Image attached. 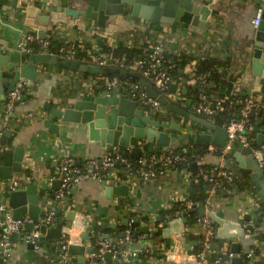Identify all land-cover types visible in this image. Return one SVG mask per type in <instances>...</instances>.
Wrapping results in <instances>:
<instances>
[{"label": "crops", "instance_id": "1", "mask_svg": "<svg viewBox=\"0 0 264 264\" xmlns=\"http://www.w3.org/2000/svg\"><path fill=\"white\" fill-rule=\"evenodd\" d=\"M28 1L29 4L48 12L62 11V5L65 1L72 2V0H51L52 3L46 6V4L42 5L38 2L31 3L32 1ZM202 1L212 10V14L206 22L209 25L208 29L202 30L181 24L150 26L145 22L141 24L125 22L118 24L116 22L115 31L112 34H107L104 29L89 30L88 32L78 31L73 27V23H69L66 26L56 27L54 33H47V39L52 38V41L60 46L79 40L82 45L79 52H83L84 57L90 52H100L101 45L107 48L124 45L130 50L140 51L141 53L143 50H150L151 47L159 46L165 49L169 56L180 57L185 62L183 70L180 71L182 74L180 75L179 72V77L175 82L177 91L187 96L186 98L190 101H193L191 96L194 95V89L196 88L192 79V68L195 72L198 63L202 60L226 63L225 66L218 68V71L223 77L232 79V96L245 94V97H257L258 93L253 92L255 78L246 57L249 40L256 29L252 25V20L257 6L249 0ZM23 21L22 14L12 8L11 0H9L6 7H0V53L5 54L16 50V42L23 34L35 33L33 29L26 27ZM99 78L66 72L54 66L39 65L36 80H23L25 81V87L21 95V101L14 105L7 121L2 116L6 98L0 97L2 140L8 143L9 150L13 147L24 150L22 171L13 173L11 180L0 181H18L22 184L21 190L29 185H36L38 189H46L45 192H40V205L43 206L46 202V196H56L58 194L59 190L54 189V182L57 181L55 179L57 164L61 157L74 158L76 168L82 170L87 161L101 159L111 154V152L105 151L99 143L89 141L87 133L80 125L58 122V134H51L44 127V122L51 117L50 113H46L45 107L50 105L54 110L85 96H87L85 99H90L99 95L101 91L105 90L98 83ZM183 80H185V84L184 82L182 84ZM135 81L136 83L131 82L130 84L137 85L139 89L145 90L137 79ZM122 83H129V81L125 80ZM119 93L125 94L128 98L131 96L126 86L119 88ZM146 113H148V110H146ZM168 116L170 122L175 121L182 128L179 132L166 131L170 136H175L177 140L163 152L174 149L184 153H194V155L203 158L205 166L212 168L217 165V154L207 152V145L198 143L195 140L194 133L201 128L188 121V123H182L181 117L179 118L171 112ZM185 126H189V128L185 130ZM259 127L264 134L263 126ZM5 131H10L11 136L9 138L4 137ZM154 149L155 151L158 150V148ZM238 151L237 147L234 146L228 154V159L224 161L225 168L233 174L230 179L232 184L230 190L224 191L223 188H217L211 195L210 205H206L205 209L206 213L211 212L221 223L236 224L238 221H242L244 217H248L247 221H244L240 226L244 230L252 223L254 217L261 213V210L250 179L243 174L234 158ZM152 155L156 156L157 154L155 152L152 154L147 153L144 156L150 157ZM127 159L132 158L128 156ZM112 172L113 170L108 171L109 174H112ZM196 178L197 171L190 169V165L181 172L164 171L161 175L157 174L150 179H144L137 175L133 179V184L128 185L129 193L126 197L107 196L106 188L117 186L118 182L110 181L102 184L94 180L83 181L71 189L75 191L74 195H70L69 192L68 195L64 196L69 197L67 212L70 211L75 214L72 223L64 220L67 215L64 210V201L48 200L46 207L50 206L54 210H62L61 215L56 218L58 222H66L64 235L69 233L73 239H79V243L82 245L89 246L91 242L98 241V237H104L119 250L135 249L151 252L150 255L141 258L140 263L135 264H149V262L153 264L155 257L160 255L164 257L163 252L159 253V249L163 247L166 251V257L170 261L169 264H199L196 254L200 248L199 241L203 231V219L205 218L207 224L212 226L213 229L218 227L211 218L207 216L198 218L199 211L196 208L191 210L192 213L184 216L187 223L184 225L180 253H175L172 246H165L161 230L162 224L154 223L150 225L149 223L157 217L167 218L168 215H172L181 209L188 200L194 202L195 206L204 202L208 188L205 189L202 198L201 190L196 187L198 182ZM3 201L7 204V197ZM82 216L88 217L91 223L106 224L107 227L103 229L100 226L83 228L80 225ZM135 217L140 218V223H132L134 228H132L131 242L124 243V236L121 237V235H124L127 227H124L122 222L124 220L131 221ZM24 219L28 218L25 216ZM262 224L264 223L262 222L260 225ZM1 225L2 221L0 219V234L2 232ZM35 225L39 224L34 223ZM72 225H79V229L67 231ZM140 227L148 228L149 233L139 234ZM80 228L88 230L92 237L87 241H81L80 235L83 231ZM26 232L24 229L22 234L13 237V248L10 257L8 260H4L3 264H81L76 257H71V261L67 263L63 262L59 257L58 250L55 248V240H43L37 249L29 250L27 244L23 242V235ZM232 243L238 246L239 253H229L230 246L225 245L221 257L230 254L233 257L243 256L247 262L249 261L248 256L251 255L250 259L254 264H264V237L257 234L254 229L250 232L246 231L245 236L232 240ZM44 247L47 249H44ZM84 258L86 259L85 264H91V255H84ZM217 262L212 261L211 252L209 251L206 255L205 264H217ZM107 263L114 264L113 260H106Z\"/></svg>", "mask_w": 264, "mask_h": 264}, {"label": "water", "instance_id": "2", "mask_svg": "<svg viewBox=\"0 0 264 264\" xmlns=\"http://www.w3.org/2000/svg\"><path fill=\"white\" fill-rule=\"evenodd\" d=\"M8 3L9 0H0V7H6ZM11 3L12 8L24 17V25L33 29L37 39L41 41L47 38V33H54L56 27L66 26L69 23H73V27L78 31L88 32L89 30L104 29L107 34H112L115 31L116 22L118 24L123 22L141 24L145 22L150 26L181 24L203 30L208 29L209 25L206 22L212 14L211 8L204 4L202 0H72L71 3L65 1L62 5L63 10L59 12L41 10L39 7L29 4L27 0H11ZM254 4L262 8V14L259 25L249 40L246 57L255 78L253 92L259 93L264 82V0H255ZM39 65L54 66L66 72L93 77L104 78L114 75L133 77L145 88L148 96L156 100L162 107L201 128L194 133L196 142L206 145L213 144L219 148L224 145L226 132L223 128H217L213 123L169 102L162 94L155 91L136 75L116 68L98 67L78 61L63 60L52 54H27L18 50H12L5 54L0 53V97L6 98V94L13 92L16 84L22 80H36ZM183 82L185 84V80L182 81V84ZM210 87H213L212 83H210ZM119 88L121 86L113 87L110 91L103 90L99 95L90 99H85L87 98L85 96L54 110L48 105L45 109L46 113L51 114V117L44 122V127L49 133L58 134V122L80 125L87 133L89 141L99 143L107 152H114L116 149L117 153L121 154L124 159H127L128 156L132 159H139L147 153L152 154L154 152L159 155L176 142L177 138L170 136L166 131L179 132L182 128L181 125L175 121L165 122L152 117L151 111L146 113L145 108L140 106L138 102L128 98L125 94L119 93ZM176 90V85L170 87L171 92ZM242 96H245V94H242ZM261 124H264V121H261ZM254 132L256 134L255 145L260 147L264 144V134L259 125H255ZM10 136V131L4 132V137L9 138ZM154 148H158V150L155 151ZM237 149L239 151L234 155V158L243 174L251 181L259 201L258 206L261 213L256 215L252 223L243 230L240 226L244 221H247L248 217H244L242 221H238L236 224L221 223L211 212L206 213L204 202L195 206L199 211L198 218L207 216L218 226L216 229L214 228L209 243V251L213 262L219 261L225 245L230 246L229 253L238 254V246L232 243V240L245 236L246 231L250 232L262 222L264 223V171L259 166L251 148L237 147ZM0 155V180H11L13 173L22 171L24 150L19 147H13L9 150L8 143L1 139ZM227 159L228 155L225 157V160ZM190 169L195 171V164H190ZM60 184L59 181L54 182L56 191L60 189ZM45 190L43 188L38 189L36 185H29L24 190L10 192L6 196L13 219L23 220L26 216L31 221L25 226V231L31 232L34 223L40 225L37 246H40L43 240L53 241L64 237L63 232L66 222H58L56 218L61 215L62 210L53 209V215L49 219L50 225L41 224V221L45 220L49 214L48 208L50 206L46 207V202L48 200H62L65 203L64 210L67 212L69 208V197L58 199L54 195L46 196V202L41 206L40 197ZM74 193V190L70 191V195H74ZM128 193V185L122 184L106 188L107 196L126 197ZM74 217L75 214L69 211L64 220L72 223ZM129 222V220H124L122 225L128 227ZM132 223L139 224L140 218L135 217ZM149 223L150 225L154 223L162 224L161 230L165 246H172L175 253H180L184 225L187 223L186 218L170 220L169 218L157 217ZM80 225L92 228L100 226L102 229L107 227L106 224L91 223L86 216L81 217ZM138 233L147 234L149 229L140 227ZM123 236L121 235V237ZM90 237L92 236L88 231H83L80 240L87 241ZM98 239L103 240L104 237H98ZM27 247L29 250L34 249L31 244H27ZM44 249L47 248L44 247ZM95 250L94 242H91L89 246L80 243L71 244L66 252L68 256L76 257L79 263L85 264L84 255L94 254ZM104 259L112 261L109 253L104 255ZM3 262L4 260L1 258L0 264H3ZM118 264L135 263L122 261ZM227 264H246V261L243 256L233 257L227 259Z\"/></svg>", "mask_w": 264, "mask_h": 264}, {"label": "built area", "instance_id": "3", "mask_svg": "<svg viewBox=\"0 0 264 264\" xmlns=\"http://www.w3.org/2000/svg\"><path fill=\"white\" fill-rule=\"evenodd\" d=\"M28 1V0H27ZM33 2H38L42 5H50L51 0H30ZM254 2L255 0H249ZM28 3H30L28 1ZM41 5V6H42ZM262 14V8L257 7L255 16L252 20V25L256 28L259 25L260 17ZM35 34V33H34ZM34 34H23L16 42V50L19 52L32 54V49L30 44H37L38 54H52L56 55L59 59L76 61L79 49L82 48L79 40H74L73 42L62 44L57 50L56 54L49 51L50 42L49 39L43 41L38 40ZM168 53L165 49L154 46L150 50H143L142 55L133 60H127L125 56H112L109 54H101L99 51L90 52L83 62L85 64L95 65L98 67H108L116 68L129 72L134 75H138L146 83H148L155 91L162 94L169 102L177 105L183 110L189 111L191 114L205 119L212 123L210 120L217 112L224 110L223 104L226 102V97L215 99L211 98L207 94L206 89L208 83L204 77L197 76L192 68V79L194 84L200 89V93L196 99L193 101L188 100L184 95L179 93L177 90L175 92L170 91L172 85H176L175 78V64L172 60L166 58ZM79 62V61H78ZM101 87L105 90L110 91L113 87L126 86L130 99L138 102L140 106L144 107L145 110L151 111L152 117L161 119L165 122H169V111L162 107L156 100L148 96L146 90L139 89L137 85L130 83H122L116 77H104L99 78ZM125 84V85H124ZM264 85L262 84V87ZM25 81H20L16 84L14 91L8 93L4 103V111L2 116L5 121H7L9 115L11 114L14 105L21 101V95L24 91ZM257 95V97H244V98H233L228 101V107L234 109L238 116L232 118L228 121L226 126L223 128L226 132V139L223 147L219 148L215 145H207L206 151L209 153L217 154V165L212 168H206L203 158L197 157L189 165L195 164L197 176L205 183L212 184V187L207 189V197L204 201L205 206H209L211 203V195L215 192V183L218 180L226 179L230 182L232 178V173L225 168L224 161L225 157L232 151L233 147L239 148H251L254 157L257 159L259 166L264 169V144L260 147H254L256 139L252 137L254 132L253 125L249 124V118L251 115L255 114L258 110L264 112V93ZM180 118V117H179ZM182 123H186L187 120L183 119ZM264 121V113L262 115V120ZM188 123V122H187ZM264 126V124H262ZM182 127V126H181ZM188 126H185L187 130ZM264 128V127H263ZM263 132V131H262ZM255 133V132H254ZM3 137V128L0 127V140ZM169 151V150H168ZM184 153V152H182ZM187 163V159L182 155H175L172 152H162L156 156H144L140 157L137 161V169L133 171L134 165L128 159L122 158L121 154L117 153L116 150L111 152L101 159H91L85 163L82 170L76 168L75 159L72 157L63 156L59 159L57 164L56 180L59 181L60 189L56 198L61 199L62 197L69 194L71 189L79 185L83 181L94 180L102 184L113 181L118 182V185L126 184L132 185L135 176L143 177L144 179H150L155 177L157 174L161 175L164 171H174L176 165H184ZM187 164V165H188ZM112 169V174L108 171ZM115 180V181H114ZM22 189V184L18 181H0V219L2 221V232L0 234V252L1 258L3 260H8L13 248V237L23 233L25 226L31 222L28 219L15 220L12 216V211L5 203V197L14 191ZM224 191H226L224 189ZM228 191V190H227ZM3 198V199H2ZM195 208V203L188 200L178 211L174 212L172 215H168L167 218L170 220H180L184 218L191 210ZM49 214L45 220L41 221L43 225H50L49 219L53 215V209L48 208ZM132 220L129 222V226L124 231V243H130L132 238L131 226ZM40 225H35L31 232H26L23 235V242L25 244H31L35 249L38 248L36 242L38 241V229ZM203 231L200 235V251L196 254V258L199 264L206 263V255L209 253V243L213 236L214 229L212 226L207 224V220L204 218L202 223ZM84 228V227H83ZM80 228L82 231H88ZM71 229H79V225H72L67 231ZM254 231L259 235H264V224L259 225ZM55 248L59 252V257L63 262L71 261V257L67 255V248L71 244H79V239L75 240L71 237L69 233L65 234L60 240H55ZM96 247L95 253L91 254V264H106L104 255L109 253L111 255V260L114 264L125 261L130 263H140L141 258L150 255V251L146 250H119L112 246L108 240L105 238L103 240H98L94 242ZM164 248V247H163ZM159 249V253L163 252L162 255L155 257L153 264H169L170 261L166 257V251L164 249ZM158 251V250H157ZM225 255V254H224ZM159 257V258H158ZM227 257V258H226ZM233 256L227 255L221 257L217 264H227V259ZM251 255L248 256L246 264H254ZM151 262H149L150 264Z\"/></svg>", "mask_w": 264, "mask_h": 264}, {"label": "trees", "instance_id": "4", "mask_svg": "<svg viewBox=\"0 0 264 264\" xmlns=\"http://www.w3.org/2000/svg\"><path fill=\"white\" fill-rule=\"evenodd\" d=\"M49 41H51L50 46H49V51L53 54H56L60 45L57 43H54L52 41V38L49 39ZM30 46H31L33 53L38 52L39 47L37 46L36 42L31 43ZM100 53L101 54H109L112 56H125L127 58V60H133V59H136L142 55V53L140 51L130 50V49L126 48L124 45H118L117 47H114V48H107L106 46L101 45ZM165 57L174 62V64H175V69H174L175 78L177 79L179 77V72L182 71L184 66H185V62L180 57L174 58V57L169 56V55L165 56ZM83 58L85 59L83 52H78L77 57H76V61L83 62ZM225 65H226V63L216 62L213 60H202L198 63V65L195 69V74L197 76L204 77L206 79V81L208 83V87L206 89V92L208 95L211 96V98L220 99V98L226 97V99H227L226 102L223 104L224 110L217 112L213 117L210 118L212 123L217 128H224L229 120H231L234 117L236 118L238 116L237 112L234 109L228 107V101L233 99V98H244L245 97V96H232V94H231L232 79L223 77L218 71V68H221ZM112 77L118 78L119 81H121V82L127 80V82L129 81V83H131V82L136 83L135 78L130 77V76H118V75L110 76V78H112ZM210 83L213 84V87H210ZM194 91H195L194 95L191 96V98L193 100L196 99L200 93V89L197 85H196V88L194 89ZM261 93H264V86L262 87ZM258 94H260V93H258ZM185 97H187V96H185ZM263 113L264 112L260 109L257 112H255V114L251 115V117L249 118V124H251L253 126H255V125L263 126L261 124ZM252 137L256 139V134L254 132L252 134ZM198 146H200V145H198ZM253 146L256 147L255 143H253ZM167 152H172L175 155H182L187 159L186 164L175 166L174 171H178V172H181L183 169L188 167L189 166L188 163L192 162L195 158L198 157V156L194 155V153H182L179 150H174V149L173 150L169 149V151H167ZM128 160L130 162H132L134 165L133 171L136 170L137 169L136 163H137L138 159H128ZM206 168H209V167H206ZM263 171H264V169H263ZM196 179L198 180L196 187L199 190H201V192H202L201 196L203 198V194H205V189L212 187V184L205 183L200 178H198V176ZM231 185H232L231 182H228L226 179L218 180L215 183L216 189L217 188L218 189L223 188L225 190H230ZM132 228H134L133 224L131 226V230H132ZM260 236L264 237V235H260ZM199 251H200V248H199Z\"/></svg>", "mask_w": 264, "mask_h": 264}]
</instances>
